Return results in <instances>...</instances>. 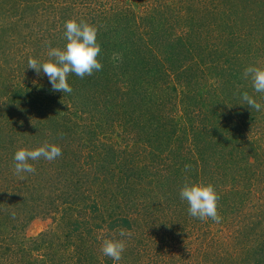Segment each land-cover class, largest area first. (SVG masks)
Segmentation results:
<instances>
[{"label":"rangeland","instance_id":"374dc122","mask_svg":"<svg viewBox=\"0 0 264 264\" xmlns=\"http://www.w3.org/2000/svg\"><path fill=\"white\" fill-rule=\"evenodd\" d=\"M97 29L102 70L53 91L27 66ZM47 42V43H46ZM264 0H0V264H264ZM44 143L54 161L13 153ZM210 184L219 222L188 213ZM131 233L118 262L104 239Z\"/></svg>","mask_w":264,"mask_h":264},{"label":"clouds","instance_id":"9594fccd","mask_svg":"<svg viewBox=\"0 0 264 264\" xmlns=\"http://www.w3.org/2000/svg\"><path fill=\"white\" fill-rule=\"evenodd\" d=\"M63 39L65 43L62 48L48 47L47 55L51 59L41 61L30 57L27 66L37 73L45 74L53 91L71 93L72 88L67 82L70 73L83 78L102 70L103 65L97 59L101 47L97 42V29L83 20H66ZM244 76L251 80L255 92L264 93V67L249 66L244 70ZM241 99L251 109L260 111L264 107L246 92L241 94ZM61 155V147L54 143H44L31 149L18 148L13 153L14 171L22 179L24 174L35 173L36 169L31 161H54ZM179 197L187 202L191 216L201 220L220 221L221 217L217 212L218 195L212 185L186 182L179 190ZM118 235L121 239H104L100 248L101 253L114 262L121 260L126 240L131 237V233L121 230Z\"/></svg>","mask_w":264,"mask_h":264}]
</instances>
